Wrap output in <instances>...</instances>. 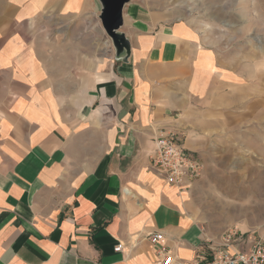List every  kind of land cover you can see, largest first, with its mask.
<instances>
[{"label":"crops","instance_id":"obj_1","mask_svg":"<svg viewBox=\"0 0 264 264\" xmlns=\"http://www.w3.org/2000/svg\"><path fill=\"white\" fill-rule=\"evenodd\" d=\"M101 8L0 0V264L193 260L208 239L150 155L168 132L199 151L218 104L211 52L150 0L125 5L117 52Z\"/></svg>","mask_w":264,"mask_h":264},{"label":"rangeland","instance_id":"obj_2","mask_svg":"<svg viewBox=\"0 0 264 264\" xmlns=\"http://www.w3.org/2000/svg\"><path fill=\"white\" fill-rule=\"evenodd\" d=\"M150 2L187 20L215 67L214 124L199 151L181 136L201 165L187 189L192 216L209 239L231 228L264 236V0Z\"/></svg>","mask_w":264,"mask_h":264},{"label":"built area","instance_id":"obj_3","mask_svg":"<svg viewBox=\"0 0 264 264\" xmlns=\"http://www.w3.org/2000/svg\"><path fill=\"white\" fill-rule=\"evenodd\" d=\"M150 166L167 186L187 192L201 165L195 154L184 148L181 135L168 132L158 135L150 155ZM151 243L163 242L161 232L148 234ZM204 249L193 260L175 259L165 250L157 253V264H264V236L255 231L229 229L216 239L204 240ZM118 244L114 250L121 251Z\"/></svg>","mask_w":264,"mask_h":264},{"label":"water","instance_id":"obj_4","mask_svg":"<svg viewBox=\"0 0 264 264\" xmlns=\"http://www.w3.org/2000/svg\"><path fill=\"white\" fill-rule=\"evenodd\" d=\"M130 0H100L102 8L99 20L105 33L112 39L113 47L117 52L127 48V40L119 32L123 24V9Z\"/></svg>","mask_w":264,"mask_h":264},{"label":"bare ground","instance_id":"obj_5","mask_svg":"<svg viewBox=\"0 0 264 264\" xmlns=\"http://www.w3.org/2000/svg\"><path fill=\"white\" fill-rule=\"evenodd\" d=\"M177 193H179V194H181V195H184V194H186V193H188V192H179L177 189H175V188H173Z\"/></svg>","mask_w":264,"mask_h":264}]
</instances>
